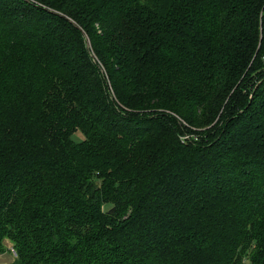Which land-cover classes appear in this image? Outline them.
I'll return each mask as SVG.
<instances>
[{"label": "trees", "instance_id": "obj_1", "mask_svg": "<svg viewBox=\"0 0 264 264\" xmlns=\"http://www.w3.org/2000/svg\"><path fill=\"white\" fill-rule=\"evenodd\" d=\"M4 239L9 264H264V0H0Z\"/></svg>", "mask_w": 264, "mask_h": 264}, {"label": "rangeland", "instance_id": "obj_2", "mask_svg": "<svg viewBox=\"0 0 264 264\" xmlns=\"http://www.w3.org/2000/svg\"><path fill=\"white\" fill-rule=\"evenodd\" d=\"M81 138V134L76 131L74 134H73V139L74 140H79ZM3 247H4V250L3 252L0 253V264H9L11 262V260L13 259V255L10 253V241H8L7 239H4L3 241Z\"/></svg>", "mask_w": 264, "mask_h": 264}, {"label": "built area", "instance_id": "obj_3", "mask_svg": "<svg viewBox=\"0 0 264 264\" xmlns=\"http://www.w3.org/2000/svg\"><path fill=\"white\" fill-rule=\"evenodd\" d=\"M10 252L13 256H15V253L12 251V249L10 248Z\"/></svg>", "mask_w": 264, "mask_h": 264}, {"label": "crops", "instance_id": "obj_4", "mask_svg": "<svg viewBox=\"0 0 264 264\" xmlns=\"http://www.w3.org/2000/svg\"><path fill=\"white\" fill-rule=\"evenodd\" d=\"M9 249H10V247H9ZM3 252V251H2ZM1 253V252H0ZM11 253V252H10Z\"/></svg>", "mask_w": 264, "mask_h": 264}]
</instances>
